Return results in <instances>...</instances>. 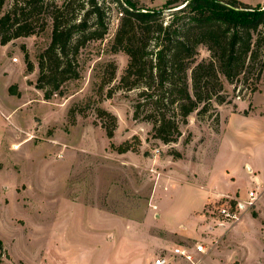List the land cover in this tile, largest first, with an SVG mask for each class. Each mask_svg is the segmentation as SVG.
I'll return each instance as SVG.
<instances>
[{"label":"rangeland","instance_id":"rangeland-1","mask_svg":"<svg viewBox=\"0 0 264 264\" xmlns=\"http://www.w3.org/2000/svg\"><path fill=\"white\" fill-rule=\"evenodd\" d=\"M12 1H6L3 11ZM55 1L62 4L64 0ZM165 1L139 0L141 5L147 7L154 3L159 8ZM243 1L256 4L264 0ZM105 2L112 8L108 15L109 31L103 39L91 42L83 51L82 76L68 82L63 95L46 100L44 91L35 86L39 72L38 56L51 42L52 23L44 31L16 38L0 49V108L11 114L5 117L0 112V142L6 144L14 133L19 134L21 141L17 152L11 153L4 146L0 153L1 159L11 167L0 174V232L7 240L10 251L28 264H42L44 258L49 259L53 249L50 246L54 241L59 242V238L72 245L73 257L87 256L98 248L97 242L85 237L91 231L89 216L72 198L80 197L85 203H99L117 213L137 210L142 212V219L154 218L148 206L155 199L157 190L179 184L176 178L178 170L183 173L180 181H189V169H198L193 161H202L208 156L213 141L219 136L221 123V132L226 139L234 130L239 132L253 128L241 119V115L236 116L233 112L242 113L241 108L251 110L254 106L256 117L264 116L263 73L254 94L250 92L252 85L241 88L240 84L225 81V91L231 103L216 105L219 121L215 119V113L203 120L193 113L177 142L165 144L153 138L152 125L133 117V100L137 92L118 88L128 56L123 51L113 50L120 14L115 2ZM25 54L35 66L31 73L27 71ZM208 56L206 47L200 46L198 58ZM110 61L117 65L116 77L110 84H103L106 64ZM13 84L14 91L20 92L19 97L8 92V87ZM111 87L115 88L114 92L107 97ZM71 107L77 110L74 124L68 115ZM99 107L117 117V127L111 139L102 126V122H109V118L100 115ZM126 141L137 150L119 153L117 149ZM255 151L257 160L263 163L264 146L256 147ZM222 152L223 160L232 157L226 145ZM238 154V158L252 154L250 146L240 148ZM203 173L198 178L199 183H209ZM215 175V183L223 185L218 172ZM7 182H21L16 196L5 188ZM246 182L240 180L238 184H251L250 180ZM193 196L189 188L177 185L162 189L160 205L163 221L175 222L179 209H184L182 216H186L187 208L194 204ZM5 201L12 203L5 206ZM221 202L222 199L205 208L208 220L215 227H223L219 224L221 216L216 210ZM246 212L256 213L255 208ZM123 225V222L116 223V230L122 233ZM230 228L231 225L226 226V230ZM24 232L30 233L31 238L35 237L28 242L22 237ZM17 236L20 238L13 241ZM202 241L191 242L195 245ZM202 244L207 246L204 241ZM112 249L100 248L103 251ZM117 251H123L121 240L116 242L114 252H109V255L112 264H124L125 255ZM0 254L3 257L4 248L0 249ZM260 261L264 264L263 255H260Z\"/></svg>","mask_w":264,"mask_h":264},{"label":"trees","instance_id":"trees-1","mask_svg":"<svg viewBox=\"0 0 264 264\" xmlns=\"http://www.w3.org/2000/svg\"><path fill=\"white\" fill-rule=\"evenodd\" d=\"M6 1L0 0V45L38 34L52 23L51 42L38 56L35 86L44 91L46 100L63 95L66 84L82 76L83 51L107 35L111 6L105 0L62 4L13 0L3 11ZM111 1L120 14L112 47L128 56L118 88L137 92L133 117L152 125L153 138L165 144L177 142L193 113L201 120L215 113L219 121L216 105L231 103L225 81L241 88L252 85V94L258 90L264 73V5L241 0H167L163 7L151 8L139 0ZM200 46L206 47L208 58H198ZM25 57L31 73L34 63L28 54ZM106 65L103 84H110L117 65L114 61ZM14 88L11 85L9 93L19 97ZM114 89L109 88L107 97ZM98 111L109 118L102 126L113 138L117 117L102 107ZM76 114L71 107L68 115L73 124ZM117 150L137 149L126 141Z\"/></svg>","mask_w":264,"mask_h":264},{"label":"crops","instance_id":"crops-1","mask_svg":"<svg viewBox=\"0 0 264 264\" xmlns=\"http://www.w3.org/2000/svg\"><path fill=\"white\" fill-rule=\"evenodd\" d=\"M166 1L162 6H164ZM245 3L254 6L264 5V1L256 4ZM147 7L159 8L154 3ZM8 44L0 45V49L5 48ZM0 75H2L1 72ZM241 109L242 113L233 112V114L236 116L241 115V119L250 124L253 127L252 129L246 128L245 131L239 132L234 130L225 139L221 132V123L219 136L213 141V147L210 149L208 156H205L202 161L199 159L193 161L194 164H197L198 169H189V181L187 183L180 181L183 178V173H180V170L177 171L176 178H178L179 184L171 185H177V187L183 189L189 188L190 193L194 194L192 201L194 204L187 208L186 216H182L184 209H179L175 222L163 221L160 191L169 189L171 185L157 190L155 199L153 198L149 206L147 205L149 212L152 211L154 214V218L150 217L149 219H142V212L137 210L117 213L113 209L102 207L99 203H85L80 197L75 199L71 197L72 201H76L77 204L81 205L83 207L82 211H85L89 216L91 231L85 237L97 242L98 248L89 252L87 256L73 257L71 252L72 245L67 240L59 238V242L54 241V244L50 246L53 249L50 250L49 259L44 258L41 263L112 264L109 252H114L116 242L121 240L123 241V251L117 252L125 255L123 258L124 264H154L155 259L160 255H165L168 258V264H193L181 256L174 255L173 249L178 245H190L193 255L201 259L198 264H261L260 255L264 256V162L261 163L257 160L258 156L255 154V150L256 147L264 146V116L256 117L254 106L251 110L248 108ZM245 110H248L249 113L245 114ZM0 112L5 117L11 115L7 112L5 113L1 108ZM20 145L19 134H11L6 144L0 142V153L4 150V146H7L8 151L11 153L17 152ZM224 145L232 153V157L226 160H223L222 155ZM246 146H250L252 154L238 158L239 156L237 155H239L240 148ZM0 164H2L0 166V174L11 168L7 166L1 157ZM202 172H204L203 176L209 179V183H199L198 178H201ZM217 172L220 181L224 182L223 185L215 183L217 179L215 173ZM240 180L243 182L250 180L251 184L243 186L238 184ZM20 183L7 182L5 188L16 196ZM251 190H256L260 194L255 207V214L245 212L240 221L228 230L224 227H215L208 220V215L205 212V208L208 205L218 203L222 196L228 194L246 198ZM11 203L5 201V206H9ZM18 216L20 215H16V217ZM12 217L14 216L10 217V223ZM121 222L124 224L122 233L115 228L116 223L120 224ZM12 225L19 226L17 224ZM76 235L81 238L78 234ZM22 237L29 242L35 236L31 238L32 235L30 233L26 234L24 232ZM62 237L68 238L67 236ZM0 238L3 241L4 248V255L1 257L0 264H28L26 260L16 257L10 251L7 240H5L1 232ZM18 238L20 237L17 236L13 241ZM196 240H203L207 244V246L204 245L207 250L206 254L197 252L194 249V243L192 242ZM214 240L217 241L216 244L213 243ZM253 246H255V249H253ZM112 247V250H100V248ZM105 253L107 255H103Z\"/></svg>","mask_w":264,"mask_h":264},{"label":"built area","instance_id":"built-area-1","mask_svg":"<svg viewBox=\"0 0 264 264\" xmlns=\"http://www.w3.org/2000/svg\"><path fill=\"white\" fill-rule=\"evenodd\" d=\"M260 194L256 190H251L248 192L246 198L233 195H224L221 197L222 202L217 207V213L221 216L219 224L226 228V226L231 225V227L240 221L243 212H246L257 206ZM194 249L197 252L206 254L207 250L204 244L196 243ZM173 253L176 256H181L186 260L192 262L193 264H198L200 262V257H195L192 253V247L190 245H178L173 249ZM168 258L165 255L158 256L154 264H168Z\"/></svg>","mask_w":264,"mask_h":264}]
</instances>
